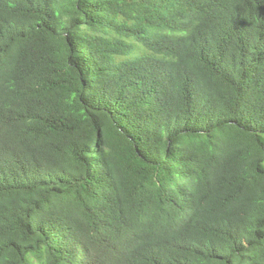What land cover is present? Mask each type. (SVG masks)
<instances>
[{
	"label": "trees",
	"instance_id": "1",
	"mask_svg": "<svg viewBox=\"0 0 264 264\" xmlns=\"http://www.w3.org/2000/svg\"><path fill=\"white\" fill-rule=\"evenodd\" d=\"M0 264H264V0H0Z\"/></svg>",
	"mask_w": 264,
	"mask_h": 264
}]
</instances>
